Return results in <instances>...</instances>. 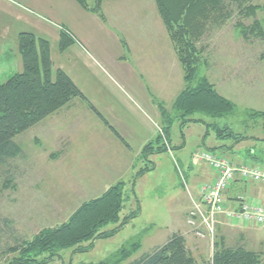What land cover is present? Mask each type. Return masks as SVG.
Instances as JSON below:
<instances>
[{
	"label": "rangeland",
	"instance_id": "obj_1",
	"mask_svg": "<svg viewBox=\"0 0 264 264\" xmlns=\"http://www.w3.org/2000/svg\"><path fill=\"white\" fill-rule=\"evenodd\" d=\"M69 1H73L72 3H75L74 5L83 13L84 9L74 0ZM251 1L253 5L264 8V0ZM111 3L113 7L110 9ZM29 8L30 0H0V22L4 27L1 34L8 33L7 37L13 38L11 43H4L5 51L0 48V85L22 71L18 40L13 35L17 29L20 32L28 31L27 25L31 24L42 32V37L50 43L54 72L57 69L68 71L76 80L80 77L84 79L82 84H87L89 81L85 80L87 75L90 76L91 71L92 74L100 77L109 91L121 96L124 101L122 107L125 106V110L134 111L132 104L123 93L133 97L137 94L131 89H126L124 83V87H121L114 82L111 76L112 66L104 60V57L107 58V54L112 56L126 54L131 56L129 60L132 62L133 50L149 51L153 55L156 53L152 61L157 63L163 60L159 52L168 51L169 45H172L155 0H104L102 13L110 23L103 22L97 14L93 16L94 18L86 16L83 20L78 18L76 13L69 12L68 17L72 18V23L75 22V26L82 32L81 35H78L76 29H69L60 25L61 22L42 15L38 9L32 11ZM18 14L21 15L20 22L17 21ZM242 14L237 6L231 7L229 17L219 25L212 26L204 36L202 46L205 47L204 56L207 61L201 67L200 76L208 78L217 91L236 106L235 112L229 118L218 122L230 124L235 132L253 137L252 140L238 143L234 148L245 147L243 149L245 156L247 150L255 149L256 152H262L264 160V142L254 140H264L262 120L249 121L248 116L251 111L264 112V36L256 35L246 39L236 27L238 22L247 27L254 21H264V9L257 11L256 16L252 18H245ZM156 16L160 24L155 19ZM63 28L75 37L74 44L68 47H71L70 51L74 54V59L69 55L65 56V52L61 54L58 49L60 32ZM117 34L124 39L126 37L128 47L118 42ZM7 45L11 48L9 49ZM18 65L20 69H17ZM150 92L154 94L152 90ZM89 93L109 121H114L118 117L122 129L128 130L125 117L122 113L119 114V108L113 104L105 88L101 89L96 84L89 85ZM130 99L133 100L131 97ZM86 104L75 100L69 106L17 136L16 142L23 152L22 156L10 163L8 171L2 169V173L4 171L6 175L1 176L0 172V185L7 178L13 181V185L4 189L0 195V224L5 225V236L1 245L6 243L14 245L16 238L32 239L42 229L67 222L83 202L96 198L103 192L102 184L108 183L111 172L104 168L105 159L108 160L109 155L104 152L105 138L102 134L112 133L90 112ZM155 104L158 106L160 116V105L164 106L172 116H176L172 112V105L166 106L159 100ZM138 112L133 113L137 119ZM153 119L158 137L157 127L161 126L162 117ZM203 120L206 123L212 122L205 117ZM145 123L151 130L149 122L145 120ZM179 123L177 122L172 128V138L181 142L183 141L181 135L184 137L186 141L184 154L195 167H198L196 165L199 162L195 154L201 142L199 128L194 126L180 129ZM205 127L207 137L213 131ZM228 144L232 146L233 142L229 141ZM245 156H243L245 163L251 164L252 161L246 160ZM228 157L230 158L229 155ZM154 163L155 170L137 181L134 192H131L134 175L145 165L140 155L135 158L134 173L123 175L126 195L129 199L125 202L121 218L137 209L138 200L140 215L137 218L113 238L95 241L89 252L75 253L73 249L64 250L60 258L48 264L113 263L117 261L122 250H130L137 244L139 250L129 259L128 262H131L153 248L164 245L173 235L168 231L174 224L173 216L178 213L177 206L183 201L186 204L184 195L188 196V194L177 166L174 165L172 156L168 152L155 157ZM250 186L253 189L256 187L255 193L264 195L263 187ZM246 226V230L235 227L223 230L219 239H224L228 247L243 245L249 250L261 253L264 257V225ZM112 228L113 226L109 227ZM185 229L186 233L181 235L189 252L200 264H210L214 252L212 243L198 239L188 226ZM0 264H7L6 259H1Z\"/></svg>",
	"mask_w": 264,
	"mask_h": 264
},
{
	"label": "trees",
	"instance_id": "obj_2",
	"mask_svg": "<svg viewBox=\"0 0 264 264\" xmlns=\"http://www.w3.org/2000/svg\"><path fill=\"white\" fill-rule=\"evenodd\" d=\"M74 1L82 9L105 20L102 13L104 0ZM155 3L181 63L185 80V88L172 105V112L176 116H172L160 105V127L165 139L170 143L171 129L176 122H180L181 129L189 124H203L215 133L217 141L233 142L231 147L223 144L209 149L211 151L229 150L242 141L252 140L253 137L247 134L235 132L230 124L218 122L229 118L235 112L236 106L222 96L208 78L200 76L201 67L207 61L202 40L212 26L219 25L229 17L231 7L237 6L245 18L255 17L257 11L264 8L253 5L251 0H155ZM236 27L246 39L256 35L264 36V21H254L247 27L238 22ZM74 42V35L65 28L61 29L58 44L60 52L66 51ZM18 55L21 57L22 71L0 85L1 176L6 175V172L2 173V169L8 171L10 163L22 156L23 152L16 142L17 136L75 100L86 102L89 109L105 122L66 72L62 69L53 71L49 41L34 33L22 32L18 36ZM250 113L249 121L261 119L264 130V112ZM204 117L212 122L206 123ZM204 138L207 139L206 136ZM254 140L264 142L260 139ZM165 152L167 151L164 140L159 135L154 142L148 143L142 149L140 157L145 165L134 175L131 192L135 191L136 183L141 177L155 170L156 165L150 158ZM246 158L251 160L253 165L264 166L262 152L249 149L246 151ZM11 185L12 179H5L0 185V195ZM125 187L124 181L117 182L98 197L83 202L67 222L42 229L32 239L16 238L14 245H1L5 236V225L0 224V262L5 258L7 264H48L60 258L64 250L73 249L75 253H85L92 250L95 241L113 238L140 215V203L137 200V209L121 218L125 202L129 199ZM111 226L113 228L109 229ZM87 243L89 245L86 246ZM138 248L139 245H133L130 250H122L117 261L101 264L128 262ZM128 264L200 263L187 249L184 237L175 233L164 245L153 248ZM210 264H264V257L243 245L228 247L224 239H217Z\"/></svg>",
	"mask_w": 264,
	"mask_h": 264
},
{
	"label": "crops",
	"instance_id": "obj_3",
	"mask_svg": "<svg viewBox=\"0 0 264 264\" xmlns=\"http://www.w3.org/2000/svg\"><path fill=\"white\" fill-rule=\"evenodd\" d=\"M72 2L73 1H69V0H30L29 9H32V11L33 9H38L39 11L42 12V15H45L46 17H51L56 21L61 22L60 25L66 26L69 29L72 30L76 29L77 31L76 30L75 31L78 33V35L79 34L81 35L82 32L75 26V22L72 23L71 21L72 18L68 17L69 12L76 13L78 18H82L83 20L86 16L87 18L90 16L93 17L95 14L91 12L87 13L85 12L86 10H84L83 13H81L80 8L74 5L75 3L73 4ZM111 7H113L112 3L110 9ZM17 17L19 20L17 19L16 20L20 22L21 15L18 14ZM155 19L160 24V21L157 16L155 17ZM103 22L110 23V21L106 19L103 20ZM119 25L121 26L122 24ZM0 26H1L0 48L1 50L5 51L4 48L6 47V44L11 43L13 38L10 39V37H7L8 33H5L6 35H3L4 33L1 34V30L3 27V25H1V22H0ZM27 28L29 30L24 32L34 33L38 37L43 36V33L39 32V30L34 26H32L31 24L27 25ZM112 30L114 31L113 26H112ZM14 33L15 34L13 36H15V38L18 40V36L22 32H20V30L17 29ZM116 38L119 43L123 44L125 47H128L126 37L124 39L120 34H117ZM7 46L9 49L11 48V46L9 45ZM169 46L170 48L167 49L168 51L164 50L159 52V54L162 55L163 60L157 63L152 61L156 53H154L153 55L149 51L136 52V50H133L131 53L132 62L129 60L131 56H128L126 54H123V56L120 55L112 56L110 54H107L108 57L107 58L104 57V60H107V62L112 66L111 76L113 77L114 82H116L121 87H124L123 86L124 83L127 87L126 89H131L134 91V93L137 94L136 97H133L132 95H126L123 93V96L124 97L127 96L126 97L127 100L132 104L134 111L132 110L129 111L128 109L125 110L124 109L125 106L122 107L124 101L121 99V96L118 95L117 93L114 94V92L109 91L107 87L104 86L100 77L97 76L96 74H92L90 70H89L90 76L87 75V80H85V81H89L87 82V84H82L84 82V79H81L79 77V80H76V78L70 72L66 71V73L74 81V83L85 95L88 101L102 115L103 119L105 120L106 123H108V125H106V123L103 120H101L89 109L86 102L82 101V103H85L88 109L90 110V112L93 115H95L100 120V122L103 123V125L112 133L109 135L106 133L102 134V136H104L103 138H105L104 152L107 153V155H109L108 160L105 159L106 161L104 166L106 167L104 166L102 167H104L105 169L111 172V176L108 177L109 179L108 183L102 184V187H104L103 192L101 191L102 193H104L109 187L115 185L117 182L121 180L124 181L125 178L123 175H126L128 173L130 174L131 172L134 173L135 158L137 157V155H140L142 149L148 143L154 142L156 140L157 131L154 126L153 118L162 117L159 115L157 109L158 106H156L155 104L156 101L159 100L161 101V103L165 104L166 106L168 105L171 106L173 105L175 99L178 97V95L182 92V90L185 87L182 67L175 55V51H173V45H169ZM70 49L71 47L68 48L66 51H64L65 56L69 55L71 56L72 59H74L75 56L73 53H71ZM60 53L63 54V52ZM52 62L54 64V59H52ZM79 64L82 65L80 61ZM17 69H20V65L17 66ZM94 84H96L101 89L105 88L107 92L110 94V99L113 100V104L117 108H119L118 109L119 114L122 113V116H124L126 119V125L128 129L127 131H124L122 129V124L119 122L118 117H116L114 121H109L104 115L103 111H101V109L97 106V102H95V99L92 98L91 94L89 93V85L94 86ZM151 90L154 92L155 95L150 92ZM130 97L133 100H131ZM136 111H139L138 119L134 115ZM145 120L149 122L151 130H149V126L145 123ZM175 124L177 125V122ZM194 126H197L199 128L198 129L199 137L201 139V142H199L200 143L199 150L200 149L209 150L219 147L223 144H227L228 146L231 147V145H229L228 142L223 143L217 141L214 135L215 133L213 132H211V134H209L207 136L208 138L205 140L204 137L206 136L207 129H205L206 127L204 125L189 124L185 128L194 127ZM179 128L181 129L180 125ZM181 138L183 140L181 142L174 140L172 138V129H171L170 144L174 151L173 152L174 157H172V160L174 161V165L177 166V169L178 167H180V169L183 171L184 176L186 177L192 192L194 194H197V187L200 184L210 182L213 179V173L210 170V168L204 163L199 162L196 165L198 167H195L192 161L189 160L187 156L184 154V147L186 145V141L184 140V137L182 135ZM244 148L241 147V149H238L237 146L235 148L232 147L229 150H223L224 152L223 151H218V152L224 154L226 157H228L229 155L230 158L229 157L228 158L232 162L239 164V163H245L243 157L245 156L243 150ZM101 153L103 154V151H101ZM157 156L158 155L152 156L150 161L154 162L155 157ZM250 185H256L258 187H262L257 184L241 183V182H237L232 186V188L226 195L228 198L229 207L233 209L239 208V203H237L234 200L237 196H243L245 202L249 204L252 205L260 204L264 207V195H259V193H255L254 189H256V187L253 186L254 187L253 189L252 186ZM184 196H186L184 197L186 199V204L183 201V203H180L177 206L178 213L173 216L174 224L171 230L168 231L170 232V234L180 233L184 235L186 233V229H185L187 228L186 218L188 211L190 210L191 207V202L189 196L187 195ZM246 225L248 224L244 222L240 223L238 221H232L230 219L224 218L222 219L220 225L218 226V232H217L218 239H219V235L222 234L223 230H228V228L232 229L234 227L242 228L246 230L247 228Z\"/></svg>",
	"mask_w": 264,
	"mask_h": 264
},
{
	"label": "built area",
	"instance_id": "obj_4",
	"mask_svg": "<svg viewBox=\"0 0 264 264\" xmlns=\"http://www.w3.org/2000/svg\"><path fill=\"white\" fill-rule=\"evenodd\" d=\"M163 138L166 151L174 157V151L165 139L163 130L157 127ZM198 162L206 164L213 173L210 182L200 184L194 194L183 171L178 167L183 186L190 198L191 207L186 223L191 232L201 240H208L213 248L216 242L218 226L222 219L244 222L252 225H264V207L245 202L243 196H237L238 209L229 207L227 193L237 182L252 183L264 187V167L249 163H234L220 152L208 149L198 150L195 154Z\"/></svg>",
	"mask_w": 264,
	"mask_h": 264
}]
</instances>
